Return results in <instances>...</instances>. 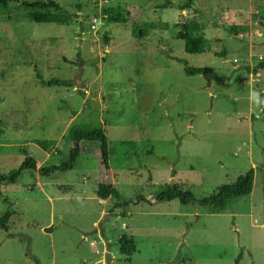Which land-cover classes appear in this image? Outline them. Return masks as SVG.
<instances>
[{"label":"rangeland","instance_id":"rangeland-1","mask_svg":"<svg viewBox=\"0 0 264 264\" xmlns=\"http://www.w3.org/2000/svg\"><path fill=\"white\" fill-rule=\"evenodd\" d=\"M169 1L10 0L0 13V174L19 168L21 149L37 168L67 162L75 125L102 126L108 166L87 143L70 171L0 183V264H264V70H246L264 61V0H193L190 12ZM118 7L127 23H105L102 9ZM183 22L204 26L205 53L184 52ZM177 60L208 73L186 76ZM80 69L81 89L36 76L71 82ZM251 169L248 196L217 214L200 204ZM100 184L119 200L98 199ZM173 186L195 201H156Z\"/></svg>","mask_w":264,"mask_h":264},{"label":"trees","instance_id":"trees-1","mask_svg":"<svg viewBox=\"0 0 264 264\" xmlns=\"http://www.w3.org/2000/svg\"><path fill=\"white\" fill-rule=\"evenodd\" d=\"M10 0H0V13L9 9ZM172 3L169 0H164V3L158 7V9H166L171 6ZM193 0H187V2L178 8L181 11H192ZM53 7H57L55 4H51ZM34 7V6H31ZM48 6H43L47 8ZM102 19L107 24H125L130 18V13L126 8H103L101 11ZM32 19L38 24H47L58 22V17L51 14H32ZM158 24L154 22L144 23L139 26H134L132 29V37L136 40L144 39L149 34L157 29ZM167 25L163 24L162 28L167 29ZM180 31L177 33L176 38L181 40L184 45V52L190 55H200L206 51V40L203 37V28L201 24H180ZM184 68L186 76L192 77L195 75H206L207 69L203 68H191L183 60H177ZM249 74L256 75L258 71L264 70V61L259 62L251 70L246 69ZM37 79L45 87L53 86H65L69 87L68 82L60 80L44 81L39 75H36ZM67 139L73 143V148L70 151L69 159L67 162L60 166H50L47 168H37L36 161L27 155L24 149H21L22 154L25 156L23 163L15 170L10 176H4L0 174V183L14 184L21 176L23 171L31 170L37 171L43 176H48L53 172H67L73 169L77 157L80 155V147L87 143H98L101 153V159L104 167L107 166V139L102 126L88 127V126H72L67 134ZM42 148L43 144L39 143ZM254 172L253 170L247 171L245 174L239 176L237 180L232 184L222 185L217 188L214 195L205 198L200 201V204L205 206L210 213L217 214L224 211L232 203L248 196L253 189ZM96 196L100 200H107L110 197L119 200V193L111 184H100L97 188ZM173 200L179 201L182 205H187L190 202H194L195 198L192 194L184 192L178 189L176 186L167 187L162 190L157 196L156 201L170 202ZM10 216V212H6L0 218V228L6 231V221ZM136 251L134 242L125 236L119 240V252L129 258ZM39 264L38 261H35Z\"/></svg>","mask_w":264,"mask_h":264},{"label":"water","instance_id":"water-1","mask_svg":"<svg viewBox=\"0 0 264 264\" xmlns=\"http://www.w3.org/2000/svg\"><path fill=\"white\" fill-rule=\"evenodd\" d=\"M81 72L82 70L80 69L79 70V73L78 75L75 77L74 80H72L71 82H68L69 85L71 86H75L77 89H81L82 88V83L80 81V78H81Z\"/></svg>","mask_w":264,"mask_h":264}]
</instances>
